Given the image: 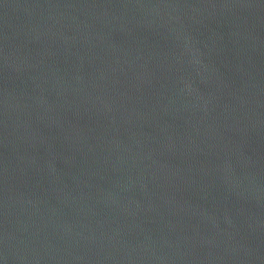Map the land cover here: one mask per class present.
Returning a JSON list of instances; mask_svg holds the SVG:
<instances>
[{
    "label": "water",
    "instance_id": "water-1",
    "mask_svg": "<svg viewBox=\"0 0 264 264\" xmlns=\"http://www.w3.org/2000/svg\"><path fill=\"white\" fill-rule=\"evenodd\" d=\"M0 264H264V0H0Z\"/></svg>",
    "mask_w": 264,
    "mask_h": 264
}]
</instances>
